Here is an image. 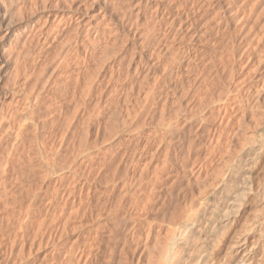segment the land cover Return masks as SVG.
<instances>
[{
	"label": "rangeland",
	"instance_id": "1",
	"mask_svg": "<svg viewBox=\"0 0 264 264\" xmlns=\"http://www.w3.org/2000/svg\"><path fill=\"white\" fill-rule=\"evenodd\" d=\"M46 1L35 24L42 33L21 75L26 92H10V71L0 82L3 125L31 91L35 115L47 122L31 127L21 118L18 139L0 134V264H117L113 238L124 244L133 216L143 245L162 246L186 196L213 189L246 145L258 141L264 0ZM86 13L93 27L114 29L96 59L84 49L93 37L88 25L79 26ZM191 24L208 34L199 39ZM28 33L18 31L12 45ZM73 58L84 72L61 87L48 116L44 84L34 88L42 65L49 64L50 82ZM193 145L201 147L203 167L188 171L184 160ZM23 150L33 163L26 176L13 166L24 161ZM11 191L13 219L1 208ZM144 197L150 202L137 213Z\"/></svg>",
	"mask_w": 264,
	"mask_h": 264
},
{
	"label": "bare ground",
	"instance_id": "2",
	"mask_svg": "<svg viewBox=\"0 0 264 264\" xmlns=\"http://www.w3.org/2000/svg\"><path fill=\"white\" fill-rule=\"evenodd\" d=\"M48 8L46 0H0V82L10 71L8 81L12 83L10 92L14 95L26 92L21 84V75L27 68L28 58L40 33V30L35 29L36 19L41 10ZM92 18L91 13H86L79 26L88 25L91 29L93 37L85 40L84 49L90 59H96L115 38V34L114 29L93 27ZM189 27L194 29L193 35L199 39L208 34V28H196L194 24ZM22 29L29 30L26 39L13 46V38ZM48 65L43 63L34 88L44 84L40 90L46 92L43 101L48 104L46 113L50 116L56 111L57 104L54 101L57 103L62 99L59 94L61 87L68 83L73 73L82 74L84 68L77 58H73L62 65L56 72L55 79L49 82ZM35 94L36 91L25 94L24 103L7 127L2 123L5 115L0 111V134L3 131L9 136L16 135L18 139L22 131L21 118H25L31 127L43 128L46 125L47 122L39 121L34 113L32 104ZM89 95L88 92L87 96ZM210 112L212 116L217 110L211 108ZM108 113L115 116L112 109ZM202 128L206 130L207 125ZM258 138L256 144L246 145L242 154L227 166L213 189L198 196L193 193L186 196L185 210L171 218L172 227L162 246L150 248L143 245L141 221L133 216L124 244L116 236L113 238L117 259H122L126 264H132L136 259L140 263L148 261L147 264H264V126ZM15 146L18 150L22 149L20 144L11 145L12 148ZM200 148L199 145L190 147L184 160L185 170L203 167L199 161ZM33 151L32 149L31 152ZM21 154H24V161L19 160L13 166L25 171V176L30 175L32 160L27 151L23 150ZM153 196L154 190L151 189L147 197L152 199ZM148 202L149 199L145 197L139 199L135 211L138 213L144 210ZM16 204L14 191L7 194L1 203L4 213L11 219L17 214ZM2 228L0 226V231ZM1 259L0 255V261Z\"/></svg>",
	"mask_w": 264,
	"mask_h": 264
}]
</instances>
